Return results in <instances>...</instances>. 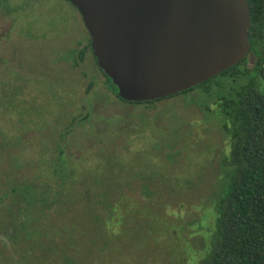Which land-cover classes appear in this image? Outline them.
<instances>
[{"label": "rangeland", "instance_id": "obj_1", "mask_svg": "<svg viewBox=\"0 0 264 264\" xmlns=\"http://www.w3.org/2000/svg\"><path fill=\"white\" fill-rule=\"evenodd\" d=\"M88 38L67 0H0L1 142L12 157L0 164L7 173L25 161L21 179L38 167L60 184L51 159L61 145L66 169L51 224L35 221L39 237L31 226L0 229V264H198L216 228L228 139L182 96L154 110L117 99L91 52L79 59ZM10 201L26 206L1 204Z\"/></svg>", "mask_w": 264, "mask_h": 264}, {"label": "trees", "instance_id": "obj_2", "mask_svg": "<svg viewBox=\"0 0 264 264\" xmlns=\"http://www.w3.org/2000/svg\"><path fill=\"white\" fill-rule=\"evenodd\" d=\"M248 5L251 11L248 56L217 76L167 98L126 102L118 96V89L112 80L98 67L91 51L89 35L87 45L79 54V59L83 60L87 50L91 52L96 66L107 81L108 91L123 103L146 109L152 106L150 109L154 110L158 102L182 96L185 106L194 105L198 108L205 119L215 122L228 139L230 149L223 163V192L215 205L216 228L209 240L210 251L198 264H264V0H248ZM251 56L254 58L252 65L249 62ZM77 64L78 61L74 60L71 67ZM137 118L143 120L141 116ZM85 119H79L78 122L83 123ZM5 130L0 127L1 159L10 155V148H4L8 143L1 142L9 138ZM66 134L62 133V137H66ZM56 148L58 154L51 159L52 167L62 184L54 179L51 186L49 174L43 173L38 167L34 180L27 177L21 179L20 171L29 164L25 161L23 165H12L7 173L3 170L5 166L0 164V210H5V213L1 212L4 213L0 219L1 230L5 231L3 228L10 224L23 230L31 226L28 233L39 237L43 231L35 226V221L40 223V227L50 223V214L60 206L58 203L66 172L64 148L61 145ZM8 158L5 157L4 164H7ZM10 158L12 161L11 155ZM27 181L31 183L27 184ZM36 183L39 185L34 188ZM145 189L150 190L147 186ZM11 196L15 200L21 197L25 208H22L21 201L20 205L14 201L1 204ZM14 206L15 211L11 209ZM40 209L47 214L40 212ZM39 241L44 244L41 239ZM102 249L105 247L102 246ZM61 259L69 260L67 256H61Z\"/></svg>", "mask_w": 264, "mask_h": 264}, {"label": "water", "instance_id": "obj_3", "mask_svg": "<svg viewBox=\"0 0 264 264\" xmlns=\"http://www.w3.org/2000/svg\"><path fill=\"white\" fill-rule=\"evenodd\" d=\"M126 102L197 86L250 53L248 0H67Z\"/></svg>", "mask_w": 264, "mask_h": 264}, {"label": "flooded vegetation", "instance_id": "obj_4", "mask_svg": "<svg viewBox=\"0 0 264 264\" xmlns=\"http://www.w3.org/2000/svg\"><path fill=\"white\" fill-rule=\"evenodd\" d=\"M82 19V18H81Z\"/></svg>", "mask_w": 264, "mask_h": 264}]
</instances>
